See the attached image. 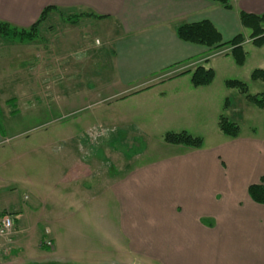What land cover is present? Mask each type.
I'll use <instances>...</instances> for the list:
<instances>
[{
  "label": "crops",
  "instance_id": "0c3cea01",
  "mask_svg": "<svg viewBox=\"0 0 264 264\" xmlns=\"http://www.w3.org/2000/svg\"><path fill=\"white\" fill-rule=\"evenodd\" d=\"M230 3L231 9L211 0H0V21L26 29L37 21L45 7L53 6L56 9L44 22L51 21L54 12L65 11L66 17L77 18L76 22H69L73 27L85 19L86 25L88 20L115 23L117 29H110L108 35L116 33L112 62L119 90L111 96L127 100L126 113L138 119L139 124H149L143 114L152 111L157 131L179 132L186 130L187 121L188 127L195 125L190 118L198 111L207 115L210 110L220 113V106L217 109L215 104L214 78L210 84L198 87L191 84L189 73L159 78L173 65L180 66L190 59L203 60L210 52L203 45L179 39L176 27L208 20L223 41L239 33L247 37L249 31L241 25L238 12L261 14L264 0ZM53 33L54 30H40L42 41L38 45L32 39L27 45L12 42L4 46L6 42L0 39V81L16 53L32 59V52ZM71 43L74 46L73 40ZM40 49L44 52V47ZM217 57L220 56L209 58L205 64L215 75L229 67L213 63ZM229 105L225 100L224 109ZM2 130L0 126V143ZM221 138L217 136L210 147L171 144L167 156L131 169L126 160L119 159L115 164L123 172L120 176L111 175V169V174L106 175L103 164L93 160L85 177L75 176L72 191L67 186L47 188L46 181L38 180L44 191L33 190L35 201L37 207H44L35 224L28 226L37 230L40 225L44 229L34 236L38 249L55 251L63 237L60 229L71 234L78 225L81 234V220L89 225L88 237L109 247L121 264L133 257L155 264H264V204L253 202L247 192L250 184L261 179L264 183V134L239 132L236 138ZM99 164L102 169L98 171L95 167ZM36 183L27 180L30 187L35 188ZM35 201L24 211L37 209ZM0 210L14 219L12 237L21 232L26 216L22 208L9 202L0 204ZM45 241H50L51 246L44 245ZM9 244L18 245L12 239ZM105 260L101 263L106 264Z\"/></svg>",
  "mask_w": 264,
  "mask_h": 264
},
{
  "label": "rangeland",
  "instance_id": "374dc122",
  "mask_svg": "<svg viewBox=\"0 0 264 264\" xmlns=\"http://www.w3.org/2000/svg\"><path fill=\"white\" fill-rule=\"evenodd\" d=\"M52 18L38 26V37L33 39L38 45L42 41L40 30H54L40 46L44 47V52L37 48L32 52V59L24 58L22 52L16 53L0 81V126L3 129L0 204L16 202L26 215L20 227L22 231L10 238L17 241V247L0 241V264H103L104 258L106 264H121L109 247L100 246L92 236L88 237L89 225L82 224L81 220L78 221L81 234L78 225L71 234L60 229L63 237L55 251L46 248L42 250L47 252H41L34 236L42 234L44 229L40 225L37 230L28 227L35 224L44 207H37L33 190L43 192L39 181H46L47 188L67 186L72 191L77 180L75 176L85 177L93 160L103 164L106 175L112 172L111 175L120 176L123 172L116 166L119 159L126 160L131 169L167 156L171 144L164 141L163 132L157 131L158 124L151 119L152 111L143 114L146 122H150L143 126L138 119L127 115V100L111 96L119 88L115 86L117 72L112 62L116 33L108 35V32L117 29V25L94 20H88L86 25L85 19L78 20V25L73 27L69 22H76L77 18L66 17L65 11L54 12ZM28 29L29 26L24 30ZM0 39L6 42L4 46L12 42L26 45L30 42L11 34ZM249 41V38L245 40L246 60L241 66L235 64L231 56L218 54L219 50L210 54V58L220 56L214 58L213 63L229 65L225 72L218 71L214 77L215 104L217 109L220 106V113L210 110L207 115L200 110L190 118L194 126L188 127V121L185 124V131L201 137L205 147H210L217 136L226 138L217 129V114L236 121L242 135L253 131L257 136L264 134V109L247 102L236 88L223 84L225 79H238L247 84L250 94L264 91V82L250 79L253 69L264 68V45L259 48ZM41 56L44 59L41 60ZM183 65L186 63L180 67ZM172 68L161 73L159 78H166L178 69ZM225 100L230 104L227 110L224 109ZM95 168L102 169L100 164ZM29 178L38 182L35 188L28 186ZM34 201L37 209L25 212L24 207ZM63 226L67 228L68 225ZM124 264L155 263L133 257Z\"/></svg>",
  "mask_w": 264,
  "mask_h": 264
},
{
  "label": "trees",
  "instance_id": "16d2710c",
  "mask_svg": "<svg viewBox=\"0 0 264 264\" xmlns=\"http://www.w3.org/2000/svg\"><path fill=\"white\" fill-rule=\"evenodd\" d=\"M211 1L217 2L225 9L232 8L230 0ZM55 9L56 8L53 6L45 7L41 11L37 21H35L28 30L17 29L15 27L9 26L8 23L0 21V35L6 36L11 34L12 36H18L20 40H32L36 36V30L38 26L44 22L47 19L48 14ZM238 13L241 25L246 28L249 33L247 37L239 33L228 41L222 40L219 31L208 20L179 24L176 27V35L179 39L185 42L203 45L209 48L210 52L203 58V60H188L189 62H186V65L189 66L177 71L174 75H171V77L189 73L190 81L193 86L198 87L210 84L215 74L212 68L205 65V62H207V60L210 58L211 53L223 49L225 50L223 55L231 56L235 64L240 66L243 65L246 59V51L244 49L245 40L249 38V42L256 46H260L264 43V12L261 14H252L239 11ZM92 15L96 17H102L100 15ZM178 65L179 63L177 65H173V67ZM250 79L264 82V68L253 69L250 73ZM224 85L227 88H236L249 103L253 104L259 109H264V91L250 94L248 93L247 84L244 81L238 79H225ZM217 127L222 134L230 138H236L240 131L239 125L236 122L229 120L223 114L218 117ZM163 139L165 142L173 145H184L191 148H200L202 146L201 137L193 136L184 130L179 132H166L163 135ZM247 192L253 202L264 204L263 179H261V181L258 183L250 184L247 188Z\"/></svg>",
  "mask_w": 264,
  "mask_h": 264
},
{
  "label": "built area",
  "instance_id": "2783aa9c",
  "mask_svg": "<svg viewBox=\"0 0 264 264\" xmlns=\"http://www.w3.org/2000/svg\"><path fill=\"white\" fill-rule=\"evenodd\" d=\"M225 50H219L217 53L218 54H224ZM189 65H185L184 67H180L173 72L179 71L183 68L188 67ZM13 229H14V219L11 214L1 211L0 210V241L5 240L7 242H10V238L13 235ZM47 246H50L51 243L50 241H46L44 243Z\"/></svg>",
  "mask_w": 264,
  "mask_h": 264
}]
</instances>
